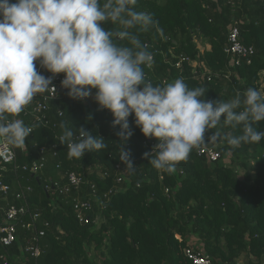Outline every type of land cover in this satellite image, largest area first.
Wrapping results in <instances>:
<instances>
[{"label": "trees", "instance_id": "16d2710c", "mask_svg": "<svg viewBox=\"0 0 264 264\" xmlns=\"http://www.w3.org/2000/svg\"><path fill=\"white\" fill-rule=\"evenodd\" d=\"M135 10L152 14L161 30L150 27L137 33L153 55L152 68L143 66L153 85L183 78L190 89L205 88L203 99L214 102H227L249 87L264 92L260 83L264 82V0H137ZM233 25L239 26L242 42L255 49L251 64L243 59L242 65L233 67L224 51ZM202 39L209 40L204 48ZM120 43L130 47L127 41ZM180 55L197 62L196 67L187 60L177 66ZM95 91L90 100H76L65 93L50 101L42 120L32 113L35 98L18 117L33 127L26 146L18 148L14 163L0 160V174L11 187L10 203H24L16 195L22 186H31L26 201L40 213L37 226L48 223L40 257L28 256L25 264H193L185 253L190 244L200 246L214 264H239L243 256L249 264H264V138L233 147L224 137L242 135V125L233 128L222 119L220 139L209 142L217 129L205 134V145L215 147L222 157L210 161L194 149L174 174L157 171L144 155L157 140L142 134L132 114L128 123L133 134L127 142L121 141L120 126H112L113 115L100 108ZM62 121L74 136L84 127L92 136L102 137L107 147L69 159L66 145L58 139ZM254 127L264 132V121ZM122 143L135 167L132 170L120 159ZM53 144L57 154H49L42 170L33 174L30 166L40 158L41 147ZM24 165L29 169L24 170ZM118 165L127 171L121 184L116 181ZM70 172L79 174L83 183L79 190L61 195L55 182L66 184ZM112 188V194L104 198ZM77 196L93 203L83 223L73 208ZM3 199L0 192L1 203ZM18 231L17 241L7 250L9 257L20 253L19 246L29 234L22 223Z\"/></svg>", "mask_w": 264, "mask_h": 264}, {"label": "clouds", "instance_id": "9594fccd", "mask_svg": "<svg viewBox=\"0 0 264 264\" xmlns=\"http://www.w3.org/2000/svg\"><path fill=\"white\" fill-rule=\"evenodd\" d=\"M136 3L0 0V142L12 149L26 146L33 127L18 117L38 94H55L52 78L59 74L64 75L61 86L73 99L83 101L96 90L95 101L112 113V126H120L117 135L124 143L133 134L128 118L134 114L142 134L158 141L151 153L144 154L157 171L174 174L178 164L206 144L207 131L217 129L209 142L220 139L222 119L233 128L242 125V135L224 137L233 147L264 138V132L254 127L264 121V92L249 87L227 102H214L203 99L205 88L190 89L183 78L163 86L147 79L143 66H151L153 55L137 33L150 27L161 30L152 14L135 10ZM108 23L115 27L106 29L103 25ZM37 61L52 77L38 72ZM59 127L58 139L66 145L69 159L107 147L102 137L84 127L78 138L66 122ZM124 143L120 159L132 170Z\"/></svg>", "mask_w": 264, "mask_h": 264}, {"label": "built area", "instance_id": "2783aa9c", "mask_svg": "<svg viewBox=\"0 0 264 264\" xmlns=\"http://www.w3.org/2000/svg\"><path fill=\"white\" fill-rule=\"evenodd\" d=\"M225 53H227L231 57V66H240L242 65L243 59L246 60V63H252V57L255 54V49L253 46L245 45L241 40V34L239 26L233 25L229 27L228 30V39L227 43L224 47ZM183 60L190 61L189 57L180 55L179 61L177 62V66H180ZM148 68H152L151 66ZM37 70L40 74L44 75L45 77H52V73L48 72L46 69L41 67L40 63L37 64ZM231 71L228 72L227 75L230 74ZM205 75V73H204ZM64 79L63 74H59L52 78V84L55 86L56 92H46L43 94H38L36 98V102L32 107V113L36 115V119L42 120L45 118L44 112L49 109L50 101L56 100L61 97L63 94L68 93V89H65L61 86V82ZM165 83V81H162ZM51 87V85H50ZM90 100V97L86 98ZM79 135L75 136L78 138ZM158 143L152 141L151 142V152L154 146ZM56 148L57 144H53L50 147H41L40 149V158L35 160L30 168L32 169L33 174L41 171L44 163L48 159V155H56ZM17 149H12L9 146H6L3 142H0V160L4 164H12L17 160L18 153ZM150 152V153H151ZM199 155H206L210 161H215L222 157L220 151H218L215 147H210L203 145L200 149H198ZM155 155V151L153 152ZM119 170V174L117 176V183L121 184L125 179L126 169L121 167L120 165L117 166ZM24 170H28L29 166L24 165ZM101 177H106L107 173L99 174ZM68 182L64 185H61L60 182H55L56 187L59 189V193L69 194L72 192L73 189L79 190L81 184L83 183V178L75 173L70 172L67 174ZM47 188H49L47 186ZM11 187L7 184L4 180V176L0 174V192L4 195L5 203L0 202V247L5 248V250L0 251V264H25L28 260V256L32 258L40 257L42 253V249L40 246V242L42 237L45 236V227L48 226V223L45 222L43 227H38L37 222L40 218V213L38 211H34L29 203H27V196L32 191L31 186L21 187L16 195L17 199L23 200L24 203L21 205H16L10 203L8 199L9 192ZM93 193H96L95 185L92 186ZM114 189H110L106 193H104L103 197L108 198L109 195L112 194ZM73 208L76 212V216L80 223L86 221L87 213L93 210V203L90 199H84L80 196H77L73 199ZM29 214L31 216L30 220L24 219L25 216ZM99 217L95 220L96 222L99 221ZM22 223L24 229L29 230V234L25 236V244L20 245V253L15 252L11 257L7 255V250L10 246H12L18 238V224ZM185 253L187 257L192 261L193 264H214L213 259L201 249L200 246H194L192 244L188 245L185 248Z\"/></svg>", "mask_w": 264, "mask_h": 264}, {"label": "rangeland", "instance_id": "374dc122", "mask_svg": "<svg viewBox=\"0 0 264 264\" xmlns=\"http://www.w3.org/2000/svg\"><path fill=\"white\" fill-rule=\"evenodd\" d=\"M204 41H207V42L209 43V40H208V39H202L201 44H203L202 42H204ZM260 83L263 84L264 82H261V81H260ZM243 174H244V172L241 170V171L239 172V177L243 178ZM239 264H249V263L245 260V258H244V256H243V257H241V258L239 259Z\"/></svg>", "mask_w": 264, "mask_h": 264}, {"label": "crops", "instance_id": "0c3cea01", "mask_svg": "<svg viewBox=\"0 0 264 264\" xmlns=\"http://www.w3.org/2000/svg\"><path fill=\"white\" fill-rule=\"evenodd\" d=\"M202 43H203V44L200 43V46H201L202 48H204V47L208 44L207 41H204V42H202ZM192 65L196 67L197 62L193 61V62H192ZM94 172L97 173L98 175L100 174L99 170H94Z\"/></svg>", "mask_w": 264, "mask_h": 264}]
</instances>
